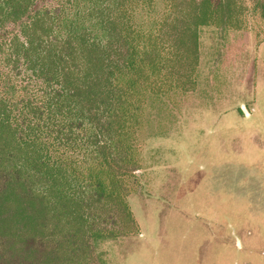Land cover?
Instances as JSON below:
<instances>
[{"label":"trees","instance_id":"trees-1","mask_svg":"<svg viewBox=\"0 0 264 264\" xmlns=\"http://www.w3.org/2000/svg\"><path fill=\"white\" fill-rule=\"evenodd\" d=\"M0 0V264H101L139 226L150 99L193 93L199 30L264 22V0Z\"/></svg>","mask_w":264,"mask_h":264},{"label":"rangeland","instance_id":"rangeland-1","mask_svg":"<svg viewBox=\"0 0 264 264\" xmlns=\"http://www.w3.org/2000/svg\"><path fill=\"white\" fill-rule=\"evenodd\" d=\"M162 0L154 13L162 16ZM199 30L196 88L150 99L135 236L96 245L101 264H264V22Z\"/></svg>","mask_w":264,"mask_h":264}]
</instances>
